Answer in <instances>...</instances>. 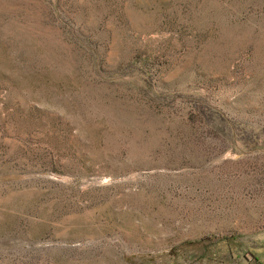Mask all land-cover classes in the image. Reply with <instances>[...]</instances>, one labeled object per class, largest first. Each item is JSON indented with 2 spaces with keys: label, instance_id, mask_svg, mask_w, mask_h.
<instances>
[{
  "label": "rangeland",
  "instance_id": "374dc122",
  "mask_svg": "<svg viewBox=\"0 0 264 264\" xmlns=\"http://www.w3.org/2000/svg\"><path fill=\"white\" fill-rule=\"evenodd\" d=\"M0 264H264V0H0Z\"/></svg>",
  "mask_w": 264,
  "mask_h": 264
},
{
  "label": "crops",
  "instance_id": "0c3cea01",
  "mask_svg": "<svg viewBox=\"0 0 264 264\" xmlns=\"http://www.w3.org/2000/svg\"><path fill=\"white\" fill-rule=\"evenodd\" d=\"M223 238H224V240H227V242H229V243L232 242V240H233V239L226 237V236H224ZM229 243H228V246L230 247Z\"/></svg>",
  "mask_w": 264,
  "mask_h": 264
}]
</instances>
